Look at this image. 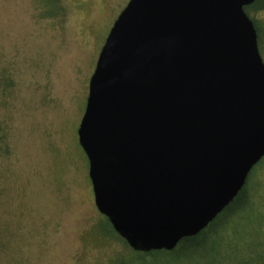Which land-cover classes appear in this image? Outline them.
I'll return each instance as SVG.
<instances>
[{
    "label": "water",
    "instance_id": "95a60500",
    "mask_svg": "<svg viewBox=\"0 0 264 264\" xmlns=\"http://www.w3.org/2000/svg\"><path fill=\"white\" fill-rule=\"evenodd\" d=\"M256 0H130L89 82L79 143L98 210L129 246L205 229L264 157Z\"/></svg>",
    "mask_w": 264,
    "mask_h": 264
},
{
    "label": "rangeland",
    "instance_id": "374dc122",
    "mask_svg": "<svg viewBox=\"0 0 264 264\" xmlns=\"http://www.w3.org/2000/svg\"><path fill=\"white\" fill-rule=\"evenodd\" d=\"M62 1L66 15L48 19L37 0H0V73L15 80L0 88V264H139L99 227L78 139L101 48L130 0ZM248 11L264 43V7Z\"/></svg>",
    "mask_w": 264,
    "mask_h": 264
},
{
    "label": "trees",
    "instance_id": "16d2710c",
    "mask_svg": "<svg viewBox=\"0 0 264 264\" xmlns=\"http://www.w3.org/2000/svg\"><path fill=\"white\" fill-rule=\"evenodd\" d=\"M37 2L41 7L42 18L54 19L66 15V5L62 0ZM259 4L257 0L250 6L255 9L264 7V4ZM250 6L247 8L248 14ZM61 9L64 12H60ZM249 16L257 28L262 53L264 43L261 28L250 14ZM14 85L15 80L10 71L0 73L2 91H12ZM255 167L236 198L205 229L194 236L183 238L172 250L142 252L132 249L105 215H102L105 224L101 222L99 227L109 226L114 235L136 254L135 262L139 264H264V183L261 169ZM256 178L259 180L256 181Z\"/></svg>",
    "mask_w": 264,
    "mask_h": 264
},
{
    "label": "flooded vegetation",
    "instance_id": "af4514ba",
    "mask_svg": "<svg viewBox=\"0 0 264 264\" xmlns=\"http://www.w3.org/2000/svg\"><path fill=\"white\" fill-rule=\"evenodd\" d=\"M256 1H257V0H256ZM256 1H255V2H256ZM255 2H254V3H255ZM254 3H253V4H254ZM251 5H252V4H251ZM248 6H250V5H248Z\"/></svg>",
    "mask_w": 264,
    "mask_h": 264
}]
</instances>
